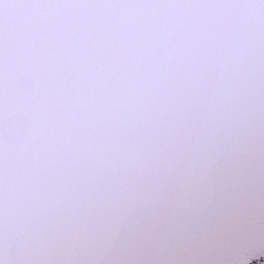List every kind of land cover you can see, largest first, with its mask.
I'll list each match as a JSON object with an SVG mask.
<instances>
[{"label": "snow or ice", "instance_id": "obj_1", "mask_svg": "<svg viewBox=\"0 0 264 264\" xmlns=\"http://www.w3.org/2000/svg\"><path fill=\"white\" fill-rule=\"evenodd\" d=\"M0 264H264V0H0Z\"/></svg>", "mask_w": 264, "mask_h": 264}]
</instances>
